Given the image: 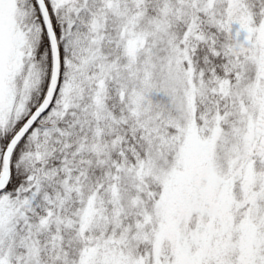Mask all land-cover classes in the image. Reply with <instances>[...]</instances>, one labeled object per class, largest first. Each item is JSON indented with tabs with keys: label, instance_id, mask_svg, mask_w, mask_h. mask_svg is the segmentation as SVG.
Returning <instances> with one entry per match:
<instances>
[{
	"label": "snow or ice",
	"instance_id": "obj_1",
	"mask_svg": "<svg viewBox=\"0 0 264 264\" xmlns=\"http://www.w3.org/2000/svg\"><path fill=\"white\" fill-rule=\"evenodd\" d=\"M0 264H264V0H0Z\"/></svg>",
	"mask_w": 264,
	"mask_h": 264
}]
</instances>
